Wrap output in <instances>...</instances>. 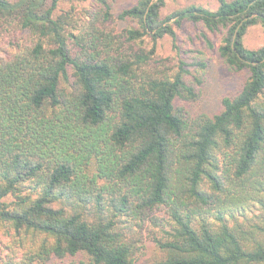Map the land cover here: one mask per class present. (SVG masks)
<instances>
[{"label":"trees","instance_id":"1","mask_svg":"<svg viewBox=\"0 0 264 264\" xmlns=\"http://www.w3.org/2000/svg\"><path fill=\"white\" fill-rule=\"evenodd\" d=\"M86 1L90 23L75 32L61 5ZM168 1L125 8L134 24L118 39L95 23L107 0H0V33L31 36L0 51L5 264H264V45L245 44L264 0L163 12ZM184 21L211 48L221 33L225 66L246 74L212 116L179 103L197 96L185 61L162 77L141 69ZM158 213L147 255L121 223Z\"/></svg>","mask_w":264,"mask_h":264},{"label":"rangeland","instance_id":"2","mask_svg":"<svg viewBox=\"0 0 264 264\" xmlns=\"http://www.w3.org/2000/svg\"><path fill=\"white\" fill-rule=\"evenodd\" d=\"M137 0H107L108 5L99 6L98 20L95 22L105 33L118 39L126 28L134 23L128 19H122L119 14L127 7L133 5ZM191 3L202 4L211 9L219 6V0H169L163 12H170L176 8L187 6ZM94 2H74L63 3L62 11H66L71 16V30L79 32L82 26L90 23V11L93 9ZM72 8V9H71ZM106 11H109L107 17ZM177 38L175 41L170 36H165L158 41L155 54L141 68L144 73L152 77H162L164 75L174 74L178 70L180 61H185L190 70L191 85L194 86L197 96L187 101L179 99V103L185 104L192 113H205L210 116L219 112L222 108L221 99L224 95L232 94L238 90L246 74L231 72L225 66L218 46L220 45L222 34L209 33V37L214 43L211 48L203 38L201 26L195 25L190 21H184L181 26H176ZM105 33L103 35H105ZM31 36L22 31L16 25H6L0 33V51L11 48L18 43H27ZM245 44L251 48H257L264 45V27L260 24L251 26L245 35ZM152 46L149 39L144 44L131 45V51L148 50ZM206 62L205 69L199 64ZM205 71L202 75L201 72ZM201 77L199 82L194 76ZM166 223L161 213L153 214L143 219H135L132 222L121 223V227L126 232L128 239L141 246H144L146 254L154 252L156 244L155 237H161ZM0 229V248H8L7 244L13 241ZM12 245V244H11ZM4 253H0V264H5Z\"/></svg>","mask_w":264,"mask_h":264}]
</instances>
